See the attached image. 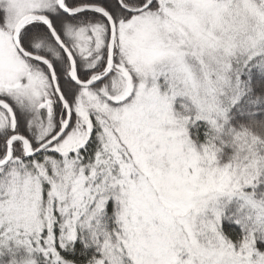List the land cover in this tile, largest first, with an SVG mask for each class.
<instances>
[{
	"label": "snow or ice",
	"instance_id": "1",
	"mask_svg": "<svg viewBox=\"0 0 264 264\" xmlns=\"http://www.w3.org/2000/svg\"><path fill=\"white\" fill-rule=\"evenodd\" d=\"M0 264H264V0H0Z\"/></svg>",
	"mask_w": 264,
	"mask_h": 264
}]
</instances>
